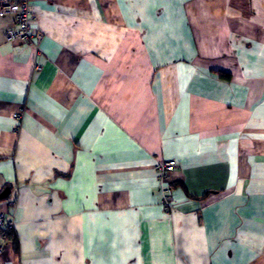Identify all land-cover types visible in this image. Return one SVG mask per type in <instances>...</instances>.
<instances>
[{
  "label": "crops",
  "instance_id": "1",
  "mask_svg": "<svg viewBox=\"0 0 264 264\" xmlns=\"http://www.w3.org/2000/svg\"><path fill=\"white\" fill-rule=\"evenodd\" d=\"M28 8L36 47L0 15V264H264V0Z\"/></svg>",
  "mask_w": 264,
  "mask_h": 264
},
{
  "label": "built area",
  "instance_id": "2",
  "mask_svg": "<svg viewBox=\"0 0 264 264\" xmlns=\"http://www.w3.org/2000/svg\"><path fill=\"white\" fill-rule=\"evenodd\" d=\"M29 0H0V15L10 14L13 17V24L5 32V38L9 42H20L28 46L36 47L34 30L30 24V12L28 8ZM11 119L17 120L20 115L10 114ZM176 167L175 160H166L156 165L158 180L160 181L162 191V206L166 211L174 207V197L172 188L164 185L169 172ZM13 219L11 216H4L0 213V251L3 244L8 241V234L13 229Z\"/></svg>",
  "mask_w": 264,
  "mask_h": 264
},
{
  "label": "water",
  "instance_id": "3",
  "mask_svg": "<svg viewBox=\"0 0 264 264\" xmlns=\"http://www.w3.org/2000/svg\"><path fill=\"white\" fill-rule=\"evenodd\" d=\"M7 194H8V189L5 188L3 191H1V193H0V198H4V197H6Z\"/></svg>",
  "mask_w": 264,
  "mask_h": 264
},
{
  "label": "trees",
  "instance_id": "4",
  "mask_svg": "<svg viewBox=\"0 0 264 264\" xmlns=\"http://www.w3.org/2000/svg\"><path fill=\"white\" fill-rule=\"evenodd\" d=\"M11 235H12V231L9 232V234H8V238H10Z\"/></svg>",
  "mask_w": 264,
  "mask_h": 264
}]
</instances>
